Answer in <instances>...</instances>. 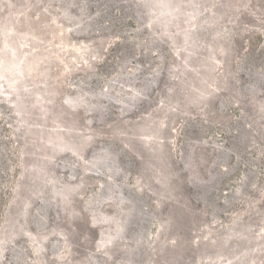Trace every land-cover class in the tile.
Returning <instances> with one entry per match:
<instances>
[{
  "label": "rangeland",
  "instance_id": "obj_1",
  "mask_svg": "<svg viewBox=\"0 0 264 264\" xmlns=\"http://www.w3.org/2000/svg\"><path fill=\"white\" fill-rule=\"evenodd\" d=\"M0 264H264V0H0Z\"/></svg>",
  "mask_w": 264,
  "mask_h": 264
}]
</instances>
